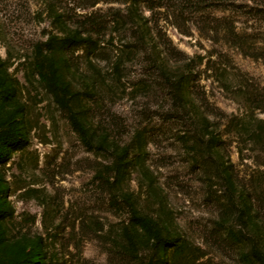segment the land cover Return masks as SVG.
I'll return each mask as SVG.
<instances>
[{
    "label": "rangeland",
    "instance_id": "obj_1",
    "mask_svg": "<svg viewBox=\"0 0 264 264\" xmlns=\"http://www.w3.org/2000/svg\"><path fill=\"white\" fill-rule=\"evenodd\" d=\"M0 264H264V0H0Z\"/></svg>",
    "mask_w": 264,
    "mask_h": 264
}]
</instances>
